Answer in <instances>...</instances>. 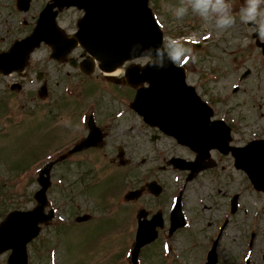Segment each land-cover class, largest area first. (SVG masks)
Wrapping results in <instances>:
<instances>
[{
	"label": "rangeland",
	"instance_id": "rangeland-1",
	"mask_svg": "<svg viewBox=\"0 0 264 264\" xmlns=\"http://www.w3.org/2000/svg\"><path fill=\"white\" fill-rule=\"evenodd\" d=\"M228 2L234 23L225 29H217L213 20L203 19L195 20L196 30L186 27L185 19L193 16H175L176 10L182 6L178 0H155V7L157 19L165 31V42L170 39L181 42L193 41L191 38L202 40L205 36L212 40L206 50L197 51L189 62L183 56H179L177 62H186L184 65L190 69L188 80L193 83L203 77L194 73V66L197 70L205 69L209 75L215 65H220V75L228 79L216 84L209 80L200 91L211 97L214 94L223 97L228 92L224 98H232L229 108L234 110L233 116L235 113L241 116V120L236 119L240 128L233 143L241 145L264 133V84L260 85L259 80L256 83L257 95L260 94L255 109V101L250 103L246 94V89L250 90L254 84L249 86L245 81L241 82V74L234 81L236 76L230 67L242 65V70H237L240 73L244 67L257 72L260 66H264V59L259 58L256 44L250 37L256 33L251 22L245 24L239 19V10L244 5L239 0ZM45 3L46 0H33L29 12L20 14L15 0H0V26L11 30L0 34V50L9 48L15 39L31 31ZM260 8L264 10V4ZM81 15L76 8L65 9L58 21L70 34L76 29ZM188 33H192L191 36L188 37ZM234 34L239 38L240 46L227 38ZM170 43L178 46L175 40ZM79 53L78 49L72 56ZM50 59V48L42 45L30 58L27 78L15 79V74L2 78L0 74V221L12 209L27 210L36 206L34 194L40 187L36 181L39 169L56 156V150H65L74 138L85 135L86 116L98 113L99 121L107 124L105 144L71 155L68 163L54 167L48 194L56 215L51 226L45 228L30 246V264H129L128 253L136 229L134 202L123 201V194L129 186L125 184L126 179L121 182L125 184L124 188H112L118 169L120 172L127 170L148 158L141 165V172L152 163L151 159L154 160V147L163 149V153L171 152L186 158H192V153L172 139L142 126L139 117L127 107L133 93L128 86L113 85L100 71L86 77L70 64L59 65ZM41 70L49 73L46 93L41 92V84L35 80ZM122 73L120 69L117 74ZM30 77L33 82L29 81ZM237 83L240 92L233 94L232 87ZM17 84L21 86L20 90L14 88ZM111 115L117 119L107 121L106 116ZM216 159L218 165L214 174L204 171L186 185L183 209L188 226L169 239L167 229L162 232L159 241L142 253L140 264H205L207 252L226 220L227 226L218 241L217 264H244L245 258H249L251 264H264V194L256 191L246 174L235 168L231 155L220 154ZM167 175L166 196L160 201L145 199L148 202L146 207L153 211L161 208L167 212L166 200L170 195L176 196L186 184L183 172L171 171ZM80 190L82 196L76 198ZM235 193L240 194L239 208L232 214L230 198ZM76 200L79 203L77 212L74 208ZM85 213L91 215L90 221L72 223L75 216ZM253 233L255 236L250 246ZM168 246L171 247L170 254L166 251ZM6 259L7 253L0 257V264Z\"/></svg>",
	"mask_w": 264,
	"mask_h": 264
},
{
	"label": "water",
	"instance_id": "water-1",
	"mask_svg": "<svg viewBox=\"0 0 264 264\" xmlns=\"http://www.w3.org/2000/svg\"><path fill=\"white\" fill-rule=\"evenodd\" d=\"M30 2L17 0V6L19 10L27 11ZM70 6L84 9L85 15L78 22L77 33L67 37L57 25L56 16L64 7ZM42 41L52 46V56L58 59H65L73 48L81 44L100 62L99 67L104 71H113L126 60L149 56L150 60L145 66L134 65L127 69V81L130 84H135V74L138 83H149L148 87L138 90L131 106L143 114L148 123L159 126L180 143L189 145L200 156H205L212 148L225 153L232 150L237 167L249 174L257 189L264 190V142L253 141L243 148L229 146L230 128L223 121L210 120L212 109L201 100L195 88L186 83L184 69L173 65L167 52L153 54L155 60L151 55L144 54L163 44V33L149 7V0H51L42 10L34 31L15 42L8 51L0 53V72L8 74L15 69H23L30 53ZM91 62L93 65V60ZM88 125L91 132L87 138L41 169L38 181L42 188L35 194L38 205L30 211H13L1 223L0 254L12 249L7 264H28V242L39 233V223L48 224L53 216V210L49 214L44 213L53 165L74 152L103 144V135L92 118ZM196 160L186 162L181 167L191 168L196 173L203 169L201 163L204 158ZM237 203L238 195H235L232 200L233 211L237 209ZM157 218L139 222L136 241L130 253L132 264H138L141 248L157 237L156 226L161 223ZM83 219L86 217L79 218ZM171 220L170 233L185 226L181 196L176 200ZM216 246L217 241L208 254L207 264L217 262ZM249 263L247 260L246 264Z\"/></svg>",
	"mask_w": 264,
	"mask_h": 264
},
{
	"label": "flooded vegetation",
	"instance_id": "flooded-vegetation-1",
	"mask_svg": "<svg viewBox=\"0 0 264 264\" xmlns=\"http://www.w3.org/2000/svg\"><path fill=\"white\" fill-rule=\"evenodd\" d=\"M255 34H257V33H255ZM250 37H251L252 41H254V43L256 44V47H257V50H258V53H259V58L260 59H264V55L262 54L261 48H260V46L257 43L258 40L255 37H252L251 35H250ZM260 41H264V40L260 39ZM242 67H243L242 65H235V64H233L230 67L232 72L235 73V76H236L235 79H237L238 76L241 74L240 73L241 71H237V70L238 69L242 70ZM247 70L248 69H245V67H244V73ZM258 72L260 74L259 76H258ZM14 74L16 76L15 79L24 80L25 78H27L28 71H26V76H24V77L20 76L16 72ZM48 76H49V73L46 72L44 74V76H43V80L40 82L41 87L46 84V82H47L46 80H49ZM241 77H242V75H241ZM247 80H251V81L249 83L248 82L246 83ZM258 80L260 81V85L264 84V66H260L257 72H253L250 69V70H248V73H247L246 76H244V78H240L241 82L245 81V85H249L250 86V84H254V85H252V88L250 90L248 88L246 89V94H248L249 102L251 101L250 103H253V101H255L253 103L255 109H256V104L255 103H256V101H258V95L260 94V92H259V94L257 95L259 90L257 88V84L256 83H257ZM253 89H255V93H253ZM262 89H264V88H262ZM41 92H43V91L41 90ZM239 92H240V89L235 94H237ZM254 96H256V97H254ZM231 100H232V98H230V100L229 99H222V100H220V102H217V101L213 102V105L215 106V109H216L215 110L214 119H224L231 127V133H232L231 144L235 145V146H244L249 141H251L252 139L261 138V139L264 140V136H263L264 133H263V135L260 136V137H254V138L248 139L244 144L239 145V144H234L233 143L234 135H236L237 130L240 128L239 127V123L236 121V119L241 120L240 119L241 116L239 114H236V113L233 116V111L234 110L232 108H229L230 107L229 103L231 102ZM217 104L219 106L223 105V104H227V105H225V106L223 105V107L220 108V107L217 106ZM233 104H236V103H233ZM262 108H263V112H262V114H263L262 121H263L264 120V102H262ZM95 115H96V121H97L98 125L101 126V128L105 132L107 124L104 121H99L100 116L98 114H95ZM113 116L114 115H111L109 117L106 116L105 119L107 121H111L110 118L113 117ZM142 126L145 127L147 130L155 131L156 134L160 135L161 137H167L168 138V136L163 134L157 128L151 127V126L147 125L146 123H144L143 121H142ZM148 136L149 135H146V137H148ZM136 143H138V142H136ZM142 143H145V140H142ZM177 145H179V144H177ZM179 146L189 150L192 153V158H186V157H183V156L178 155V154H173L171 152L163 153L164 152L163 149H157V148L154 147V150L152 151V152L156 153V155L154 157V160L151 159L152 163H150L148 166L144 167L141 172H140L141 165L145 164L146 161L148 160V158H146V159L144 158V160H142V163L141 162H137V163L133 164L132 167L127 169V170H123L121 172L119 170L117 171V174L119 175V179L121 181H124L126 179L127 182H131L130 185H131L132 189L139 188V187L145 185L148 182L154 181V184H153L154 186L152 187V189H150V191H147V189H146V190L143 191V193L137 199L131 200V201L134 202V204H132V205H133V210H134V214L133 215L135 216V222H136L135 226L136 227H137V224H138L137 214H139L141 211H144V213H145L144 216H146L147 219H151L153 217V215L155 214V212L161 211L162 215L160 216V219L162 220V228H159V234L162 233V232L164 233V231L169 228V226H170V210H171V206H172L173 196L170 195L168 200H166L167 201V208H168L167 212H164L163 209H161V208H157L156 211H153L152 208H147L146 205H148L147 201H150V200H156V201L159 200L160 201V199L162 197L164 198L166 196V189H165L164 185H166V179H168L167 173H169L171 171H174L176 173L177 172H183L184 173V177H185L184 180L186 179L187 174H188L187 171H178V170L174 169L172 166L168 165L169 161L173 157L185 158V159H193L195 157L194 152H192L189 148H187L185 146H181V145H179ZM211 154H212V158L215 159L216 162H217V159H216L217 155H220V154L224 155V154L220 153L219 151H212ZM229 155H231V154H229ZM232 159H233V162H234L233 156H232ZM217 164H218V162H217ZM215 168H216V166H215ZM215 168L208 169L209 171L208 170H205V171H208V172H211V173L214 174L215 173L214 172ZM166 171H167V173H166ZM122 175H123V178H121ZM216 177L217 176L215 175L214 178H216ZM156 182L158 184H156ZM158 185H161V189H162L159 194H157L158 187H159ZM184 187H185V185L183 186V188ZM182 189L179 190L178 194L180 193V191ZM131 201H128V203L131 202Z\"/></svg>",
	"mask_w": 264,
	"mask_h": 264
},
{
	"label": "clouds",
	"instance_id": "clouds-1",
	"mask_svg": "<svg viewBox=\"0 0 264 264\" xmlns=\"http://www.w3.org/2000/svg\"><path fill=\"white\" fill-rule=\"evenodd\" d=\"M264 4V0H243V7L239 10V19L242 23L248 24L251 22L252 27L257 33V37L264 40V10L260 6ZM188 7L191 8L192 13L198 15L203 20H213L214 26L217 29H225L234 23V17L231 12V5L228 0H188ZM185 7H180L176 10L175 16H183L186 12ZM205 27H207L205 25ZM177 41L178 46L174 47L170 41ZM160 46L153 48L150 51H145V55L168 53V59L171 60L173 65L176 64L179 56L190 54L184 48L181 41L170 39ZM162 66V65H161Z\"/></svg>",
	"mask_w": 264,
	"mask_h": 264
},
{
	"label": "bare ground",
	"instance_id": "bare-ground-1",
	"mask_svg": "<svg viewBox=\"0 0 264 264\" xmlns=\"http://www.w3.org/2000/svg\"><path fill=\"white\" fill-rule=\"evenodd\" d=\"M116 72L118 73V70ZM116 72L112 73V75H115Z\"/></svg>",
	"mask_w": 264,
	"mask_h": 264
}]
</instances>
